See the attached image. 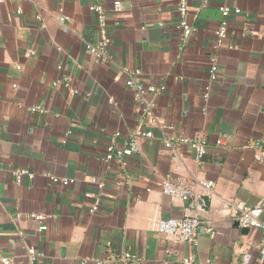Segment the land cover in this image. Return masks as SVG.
<instances>
[{
  "label": "crops",
  "instance_id": "obj_1",
  "mask_svg": "<svg viewBox=\"0 0 264 264\" xmlns=\"http://www.w3.org/2000/svg\"><path fill=\"white\" fill-rule=\"evenodd\" d=\"M100 2L109 63H96L86 49L101 39L90 0L0 3V254L13 264H123V253L138 259L126 264H242L245 254L264 264V232L241 228L228 206L260 207L264 224V162L254 160L252 146H264V0H208L206 7L186 0V21L196 28L186 42L178 0ZM221 7L240 13L225 19L226 37L214 48ZM59 14L71 18L70 34ZM121 68L139 71L143 87L162 88L154 98L158 124L201 138L207 153L200 162L187 146H163ZM115 133L116 149L134 137L139 151L107 162ZM219 135L231 138L227 149L214 147ZM18 170L30 176L16 183ZM166 179L215 184L211 195L195 188L192 200L209 196L210 203L193 213L200 220L193 243L155 231L156 221L185 214L184 203L161 193ZM31 215L45 217V231ZM30 247L41 254L33 263L25 258Z\"/></svg>",
  "mask_w": 264,
  "mask_h": 264
},
{
  "label": "built area",
  "instance_id": "obj_2",
  "mask_svg": "<svg viewBox=\"0 0 264 264\" xmlns=\"http://www.w3.org/2000/svg\"><path fill=\"white\" fill-rule=\"evenodd\" d=\"M3 0H0V3ZM179 1V12H180V22L178 23L177 29L180 31V36L182 42H186L196 31V28L190 25L186 21L187 16V4L186 0ZM208 0H202L201 7H206ZM89 10L92 12L97 21L100 29V41L97 45L87 44L86 49L89 55L93 58L96 63H109L110 57L107 52V43L105 41V30L103 24L107 18L104 11V7L100 0H90ZM121 10V5L118 1L113 3V11L119 12ZM221 16L223 21L215 31V47L218 48L222 45V41L225 39L227 34V22L226 18L230 14H239L238 9L230 10L228 7H221ZM39 20L40 17H37ZM57 23L62 29L64 34H70V23L71 18L62 14L56 18ZM253 30H248L247 34L252 35ZM31 54H33L31 52ZM211 64V81L216 80V66L215 59H210ZM121 71L126 75V88L132 94L134 101L140 107L142 116L145 119H150L151 123L158 125L162 132V143L166 149H175L177 146H187L191 151H193L194 159L196 162H200L202 158L207 153V146L201 138H185L179 137L169 133V128L164 125H159L155 117V101L154 98L161 91L162 88L154 87H143L140 81V72L137 70L130 71L126 68H121ZM64 86L68 87V79H63ZM76 94L77 92L74 91ZM208 90L203 94V99L206 101L208 99ZM111 103L112 100H109ZM145 138H150L152 136L151 132L142 133L141 131L136 133ZM119 136L118 133L112 135L109 145L106 148L105 160L107 162L117 159L122 160L125 157L131 156L133 153L139 151V146L134 137L130 138L122 149L115 148V139ZM231 144V138L227 135H219L215 138L214 147L217 149H227ZM252 146L256 149V154L254 160L257 162H264V146L260 141H253ZM24 175H29L25 170H18L14 172V177L16 183H20ZM30 176V175H29ZM50 182L54 184H60L62 186H68L72 181L67 179L59 180L55 177H50ZM101 188V185H98ZM199 187L201 192L205 195H211L214 192L215 184L213 181H197L194 186L185 184L180 180L166 179L161 183V193L172 199L184 203L185 214L180 219H167L159 220L155 223V231L163 237L164 239H173L179 242H190L196 241V230L200 224L199 218L194 215V211H199L196 208L195 202L192 200L196 196L195 188ZM87 197L89 195H86ZM228 206L231 210V215L237 219V222L241 228L244 229H259L264 232V224L260 221V216L262 214V209L260 207H248L237 200L228 201ZM97 211V207L93 206L90 209V213ZM30 218L41 223L38 228V232L46 230V226L43 224L45 217L41 215H31ZM206 233H210L211 229L206 228ZM264 254V253H263ZM41 257V254L34 248L30 247L25 252V258L33 263ZM138 259L130 253H123L119 258V262L126 264L129 262H136ZM251 257L249 254H245L242 259V264H250ZM14 258L0 254V264H13ZM99 264V263H98ZM183 264H190L189 261L184 260ZM206 264H211L209 261Z\"/></svg>",
  "mask_w": 264,
  "mask_h": 264
},
{
  "label": "water",
  "instance_id": "obj_3",
  "mask_svg": "<svg viewBox=\"0 0 264 264\" xmlns=\"http://www.w3.org/2000/svg\"><path fill=\"white\" fill-rule=\"evenodd\" d=\"M209 203H210V198L209 196H202V197H199L196 201H195V204H196V208L200 210V206H202V209L203 210H207L208 206H209Z\"/></svg>",
  "mask_w": 264,
  "mask_h": 264
}]
</instances>
